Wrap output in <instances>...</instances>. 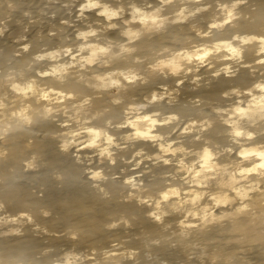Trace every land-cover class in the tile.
I'll return each mask as SVG.
<instances>
[{
    "label": "clouds",
    "instance_id": "obj_1",
    "mask_svg": "<svg viewBox=\"0 0 264 264\" xmlns=\"http://www.w3.org/2000/svg\"><path fill=\"white\" fill-rule=\"evenodd\" d=\"M0 264H264V0H0Z\"/></svg>",
    "mask_w": 264,
    "mask_h": 264
}]
</instances>
